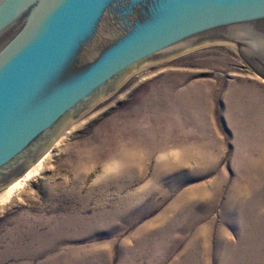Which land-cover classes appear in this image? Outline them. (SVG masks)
Returning a JSON list of instances; mask_svg holds the SVG:
<instances>
[{
  "label": "rangeland",
  "instance_id": "374dc122",
  "mask_svg": "<svg viewBox=\"0 0 264 264\" xmlns=\"http://www.w3.org/2000/svg\"><path fill=\"white\" fill-rule=\"evenodd\" d=\"M262 88L232 43L132 73L0 198V264H264V175L249 188L246 169L264 128L241 96Z\"/></svg>",
  "mask_w": 264,
  "mask_h": 264
},
{
  "label": "water",
  "instance_id": "95a60500",
  "mask_svg": "<svg viewBox=\"0 0 264 264\" xmlns=\"http://www.w3.org/2000/svg\"><path fill=\"white\" fill-rule=\"evenodd\" d=\"M212 43L264 77V0H0V188L132 73Z\"/></svg>",
  "mask_w": 264,
  "mask_h": 264
},
{
  "label": "bare ground",
  "instance_id": "6f19581e",
  "mask_svg": "<svg viewBox=\"0 0 264 264\" xmlns=\"http://www.w3.org/2000/svg\"><path fill=\"white\" fill-rule=\"evenodd\" d=\"M55 143V142H54ZM53 143V144H54ZM53 146L50 145V147L33 163L31 164L27 170L21 175L19 176L18 178H16L15 180L11 181L10 183L6 184L7 186L4 188V190H2V192L0 193V198L1 199H6V198H9L10 196H12L14 194V192L19 188L23 187L25 184L28 183V181L37 173L40 172V170L42 169V166L44 165V161L45 159L48 157V155L50 154L51 150H52ZM195 150V149H194ZM130 153V152H128ZM127 153V154H128ZM134 153V152H133ZM131 153V154H133ZM264 153L261 151V154H260V157L254 159V160H250L249 159V163L248 164V167L246 166V169H253L254 171H256L254 174V176L257 177V180H253V182H251V184H248L250 185L249 188H254L256 186H258V178H261L262 176L261 175H264ZM136 155V154H135ZM50 156V155H49ZM129 157V156H128ZM125 155L121 161V163L118 161V162H115V167L119 168V166H123L125 167L126 163L125 162ZM195 158V157H194ZM127 159V158H126ZM129 159H131L129 157ZM133 161L136 162L137 164L140 163L139 161V158L138 156H133L132 157ZM207 160V159H206ZM128 161V159H127ZM132 161V162H133ZM130 164H132L130 162ZM245 165V164H244ZM206 168V167H205ZM252 170V171H253ZM243 172V171H242ZM120 173V172H119ZM249 173V172H248ZM255 207V206H254ZM257 207V206H256ZM255 207V208H256ZM249 216L248 213L244 212L242 213L241 212V217L244 218L245 216Z\"/></svg>",
  "mask_w": 264,
  "mask_h": 264
},
{
  "label": "crops",
  "instance_id": "0c3cea01",
  "mask_svg": "<svg viewBox=\"0 0 264 264\" xmlns=\"http://www.w3.org/2000/svg\"><path fill=\"white\" fill-rule=\"evenodd\" d=\"M247 88V87H246ZM263 89V90H262ZM259 91L253 92V93H249V94H245L242 93L241 96H248L250 97V99H243L245 101H250L251 102V107L253 108H257L260 107V111L259 109L256 111H253L251 109L250 112H253V116H248L249 118L253 119V120H257L258 122H260V127L264 128V88H262ZM250 112H245V114L250 113Z\"/></svg>",
  "mask_w": 264,
  "mask_h": 264
}]
</instances>
